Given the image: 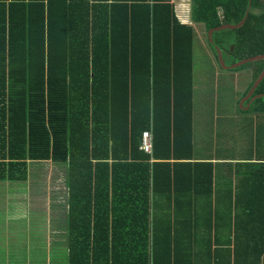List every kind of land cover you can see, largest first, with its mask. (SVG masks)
Returning a JSON list of instances; mask_svg holds the SVG:
<instances>
[{"label":"trees","instance_id":"trees-1","mask_svg":"<svg viewBox=\"0 0 264 264\" xmlns=\"http://www.w3.org/2000/svg\"><path fill=\"white\" fill-rule=\"evenodd\" d=\"M189 2L207 28L243 20L217 31L234 33L214 43L231 63L264 56V0ZM183 5L0 0V181L25 183L36 162L65 173V247L49 264H179L178 235L192 222L154 217L151 198L162 172L171 179V141L192 129L193 28L180 22ZM254 95L246 109L264 111V75ZM145 129L151 154L140 148ZM170 202L160 203L164 213H186Z\"/></svg>","mask_w":264,"mask_h":264},{"label":"crops","instance_id":"crops-1","mask_svg":"<svg viewBox=\"0 0 264 264\" xmlns=\"http://www.w3.org/2000/svg\"><path fill=\"white\" fill-rule=\"evenodd\" d=\"M183 2V8H178L176 12L180 13L178 16L181 23H188L193 28L192 53L197 25L205 40L213 45L217 39H227V35L222 33L219 38L217 31L220 28L237 26L225 23L207 28L204 23L191 19L192 3L189 0ZM214 47L219 63L218 51L220 54L221 51ZM223 58L222 56V60ZM233 63L235 62L231 64ZM248 64L241 69L246 78L242 92L234 98L236 110H249L242 106L247 99L242 105L239 102L256 80L255 75L263 67L264 58L252 59ZM191 74V135L186 138L187 133L183 132L179 139L174 136V141H171V158L168 160L171 179L164 182V174L160 171L163 180L158 181H161L162 186L160 192L151 198L157 208L153 216L159 219L165 217L171 221L192 222L190 232L180 230V234H177L181 238L179 264H264V145L260 148L258 139L255 138V145L249 154L241 156L236 150L229 154L224 148L232 147V143L219 141L221 139L218 134L225 129L217 121L218 117L202 118V124L196 126L193 55ZM216 87L215 82V90ZM151 153L152 151L149 154ZM53 168L49 166L41 173L44 178L43 188L37 177H32L30 172L25 183L13 184V187L10 182L0 181V264H35L36 254L38 257L41 255L40 261L37 260L38 264H49L47 257L49 258L51 250L57 248L60 251L61 247H65V173L61 176L60 168L55 167L59 172L58 178L51 177V181L59 179L58 188L60 189L61 184L62 188L56 193L49 189L47 191L49 173L55 170ZM42 191L46 196L39 201L35 197ZM170 200L171 206H174V200L177 204L185 205L186 213H175V216L172 211L164 213L161 204ZM40 205L43 209H40ZM39 212H45L47 216H40L38 221L35 214ZM54 212L58 213L57 218L51 215ZM43 226L45 234L39 232L44 230Z\"/></svg>","mask_w":264,"mask_h":264},{"label":"rangeland","instance_id":"rangeland-1","mask_svg":"<svg viewBox=\"0 0 264 264\" xmlns=\"http://www.w3.org/2000/svg\"><path fill=\"white\" fill-rule=\"evenodd\" d=\"M233 32L231 31L226 34L229 42L233 41ZM231 47L230 49H232ZM223 61L225 64L230 65L232 57L229 54V51L224 53ZM244 63L240 66L234 68L226 69L220 67L217 58L216 50L213 44L205 40L204 35L199 30V25L196 26L194 42H193V78H194V107H195V119L196 126L202 124V118L218 117L217 121H220V125H224V132L219 133L221 140L219 141H231L232 147H226L229 154L236 150V153H240L241 156H245L250 153L251 148L255 145V138L258 139L259 147L261 148L264 145V113H255L250 108L249 110H236L234 106V98L236 95L242 92L243 84L245 82V74L241 69L245 65ZM218 72V74H216ZM217 83V89H214V84ZM219 85V86H218ZM217 92L218 94H216ZM245 96V95H244ZM243 96V97H244ZM240 99V101L243 99ZM213 103H217L214 105ZM264 104V100L262 102ZM246 101L243 102L242 106H246ZM242 108V107H241ZM218 113H213V112ZM201 128V126H200ZM229 139V140H228ZM33 165H36L40 168L36 170ZM39 166L38 162L36 164L30 163V175L32 177H37L41 182V188H43V182L41 173L46 169L44 166ZM54 171L49 173L48 178V187L47 191H52L56 193L62 188V184L59 186V179L51 181V177H57L58 171L56 168ZM39 171V172H37ZM47 174V173H46ZM58 178V177H57ZM44 191L40 192L38 197L39 201H42L45 197ZM37 202L38 200L35 199ZM39 204V203H38ZM40 209H43L40 205ZM47 214L39 212L35 214V219L39 221L40 216L44 217ZM50 215V214H49ZM57 218L58 213L54 212L51 214ZM40 221H43L42 219ZM56 220V225H57ZM39 232L45 234L44 226Z\"/></svg>","mask_w":264,"mask_h":264},{"label":"water","instance_id":"water-1","mask_svg":"<svg viewBox=\"0 0 264 264\" xmlns=\"http://www.w3.org/2000/svg\"><path fill=\"white\" fill-rule=\"evenodd\" d=\"M242 22H243V20H241V21L237 24V26L240 25ZM235 26H236V25H235ZM217 51H218V50H217ZM255 58H264V56H263V55H256V56H252V57H248V58H245V59L239 60V61H237V62H235V63H233V64H231V65H226V64H224V62H223V60H222V56H221L220 52L218 51V60H219V63H220V65H221L222 68H230V67L232 68V67H236V66H238V65H240V64H243L244 62H247L248 60H252V59H255ZM263 75H264V67H263V69H262V71H261L259 77L254 81V83H253V85L251 86V88L249 89V91L246 93V95L243 97V99L239 102L240 105H242V102H243L245 99H247V98H249V97L251 96V94L253 93V91H254L256 85L258 84L259 80L262 78ZM255 96H256V95L251 96V97L249 98V101H248L247 105L245 106V108H248V107H249L250 103H251L252 100L255 98Z\"/></svg>","mask_w":264,"mask_h":264},{"label":"built area","instance_id":"built-area-1","mask_svg":"<svg viewBox=\"0 0 264 264\" xmlns=\"http://www.w3.org/2000/svg\"><path fill=\"white\" fill-rule=\"evenodd\" d=\"M140 148L148 153L152 151V135L148 129L143 130L141 133Z\"/></svg>","mask_w":264,"mask_h":264},{"label":"bare ground","instance_id":"bare-ground-1","mask_svg":"<svg viewBox=\"0 0 264 264\" xmlns=\"http://www.w3.org/2000/svg\"><path fill=\"white\" fill-rule=\"evenodd\" d=\"M255 93V92H254ZM259 97V96H258ZM247 100H249V99H247ZM247 102V101H246ZM43 162V161H42Z\"/></svg>","mask_w":264,"mask_h":264}]
</instances>
